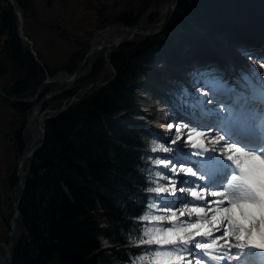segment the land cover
<instances>
[{
	"label": "trees",
	"instance_id": "obj_1",
	"mask_svg": "<svg viewBox=\"0 0 264 264\" xmlns=\"http://www.w3.org/2000/svg\"><path fill=\"white\" fill-rule=\"evenodd\" d=\"M178 6L161 34L126 43L112 54L119 71L110 82L93 87L48 120L45 142L31 158L20 203L21 235L13 246L15 264H137V258L149 251L137 241L147 238L141 217L150 196L152 168L143 150L150 132L132 118L139 112L137 97L145 76L154 72L165 51L178 46L180 38L204 39L194 21L208 32L227 22L246 29L264 26V0H179ZM125 14V22L136 23L130 10ZM18 20L16 6L0 0V63L6 60L21 66L25 74L12 87H1L12 95L30 96L32 88L47 76L23 47ZM24 58L31 64L24 65ZM138 62L142 68L136 66ZM91 80L97 77H81L70 93L44 106L60 107ZM7 101L23 110L22 133L14 135L17 148L23 150L31 104ZM17 180L14 171L12 183ZM10 216L3 212L6 224ZM103 236L116 245L112 254L104 250Z\"/></svg>",
	"mask_w": 264,
	"mask_h": 264
},
{
	"label": "rangeland",
	"instance_id": "obj_2",
	"mask_svg": "<svg viewBox=\"0 0 264 264\" xmlns=\"http://www.w3.org/2000/svg\"><path fill=\"white\" fill-rule=\"evenodd\" d=\"M165 2L166 0H23V2L20 4L19 1H16V6L18 8L17 10L19 11V13L17 12L19 19L18 32L22 38L21 40L23 42V47L26 49V51L30 52L32 56H34V59L37 61L38 65H40L44 76L69 78L73 74L71 72L77 66H79L82 59L89 56L88 60L85 62L81 70L80 78L88 75L89 79L97 77L96 81L102 82L104 80L115 77L119 71L118 66L116 67L111 60V57L113 56V50L117 48L112 46V40L117 35L124 37L126 36L120 29H118L121 25L125 24V22H123V17L126 15L125 12L130 10L136 22L134 24L128 23L127 25L146 26L161 19ZM173 3L175 5L170 19H172L175 12L179 10V0H173ZM195 24L197 23H195L194 21V25ZM194 28L197 29V31L202 30V27H200V25L198 24L195 25ZM151 35L155 34H151L148 32L139 33L131 39L129 38V41L125 43L138 42ZM259 37L260 36H256L255 38H258L257 41L260 42L261 45H263L264 43L262 41H259ZM250 40L254 41L253 39ZM215 44V49H213L216 52V58L223 59L227 62H231L234 59L236 63L231 62L232 65L238 66L240 67V69H243L246 72L252 71L255 74V77H257L264 85V67H253L254 64L252 63L251 56H248L247 53L242 50V45L244 43L240 42L239 44L238 41L230 42V40H226V38H224L222 41ZM211 46L213 47V45ZM157 66H161V62H159ZM175 67L176 65L174 66L173 70L175 69ZM162 68L170 72L172 70V68H170L168 65ZM179 68L180 67L178 66L177 70H179ZM40 74H38L37 77ZM24 77L25 74L21 66L7 63L6 60L1 61L0 85L2 84L4 87L10 88L14 83L18 82L21 78ZM92 82L95 81L91 80V82L89 83ZM47 86L51 88L54 86L57 87V85L53 84ZM183 86L187 87L185 84H183ZM65 87L66 84H62L58 86V89H64ZM70 92L71 89L66 91L65 93ZM153 92L155 91L152 90L151 93L144 92V90L142 89L138 94L137 99L140 113H143L144 117H148V115L150 114L154 115L153 123L148 119L147 125H151L156 130L155 123L159 124L162 122V119L158 120V117H161L158 112L160 111L159 107L163 105L164 97L166 98L167 96L161 95L162 98L159 99L158 97H160V94ZM34 96H36V93H32L29 98H32ZM169 96H171V94ZM197 97H200V99L202 100L205 99L210 103L211 98H209V96L205 97L204 95H198ZM65 101H62V103H65ZM44 102L46 101L43 100L41 104L39 102L37 108L41 113L47 114L48 116L50 111L41 108ZM207 102L203 101L202 106H207ZM49 110L53 109L50 108ZM54 110L56 109L54 108ZM30 114L26 120V133L28 139L26 147L31 145V143H33L36 139V129L34 128L35 124L31 123L32 117ZM22 116L23 110L21 108L13 106L10 102L2 98L0 95V249L1 246L3 249V246L7 243V240L10 236L11 224L14 220V214L16 211V194L18 193L20 188L19 180H17L16 184L12 183V176L13 172L15 171L14 151L17 148L15 137L18 131L22 133V129H19L22 124ZM196 129L204 131V133L206 131H209L202 128ZM214 134L218 135L217 133ZM202 139L206 140V142L210 146L207 150L208 154H216L218 152L216 151V148L213 146V144H211V139L208 140L204 137H202ZM147 141L149 143L148 150L150 152V159L148 158V161H151L152 164L156 167L157 164L155 163V160L157 158V154L153 153V149L156 148L160 153L162 151L159 149L160 143H163L166 147H172V145L162 142L159 138L152 139L151 137L147 138ZM184 150L185 156L187 157H190L188 156L189 154H193L196 156L198 153L200 154V151H204L203 149L192 147L190 143L186 145ZM217 155L220 156L219 154ZM32 156H30L25 162V171L28 173ZM159 158L166 159L169 157L168 155L159 154ZM216 161L217 162L215 163L219 162L218 160ZM158 169L160 168L156 167V175H165V177H167L168 174H164L165 172L161 173L158 171ZM162 183L163 181L161 179L154 177V185L152 190H154L156 187L163 186ZM7 198H9L8 202H10V205H8ZM12 206L13 209H11ZM159 207L160 206L158 205V201L152 202V209L149 210L146 215H159L160 212L157 211ZM4 211L11 214L10 221L7 224L3 219ZM177 213L181 214V212ZM195 219L196 218L193 217L190 220H186V222ZM102 221L103 226H107V222L105 220ZM184 224L177 222L169 226L164 224L162 225V227L166 229L167 227H178ZM160 225L161 223L159 221L155 223L148 221L145 228H161ZM217 234L222 233H214V235ZM20 235L21 229L19 228L18 234L15 236V239L17 240ZM206 238L209 237H202L203 240L207 241L208 239ZM103 242L104 250L107 254H112V252H114V248H117L116 245L111 243L106 237H103ZM147 249L149 251H145V253L149 255H154L155 251L158 249L176 250L172 246H162L161 248L155 246L152 249ZM195 249L198 248L195 247ZM204 251L207 253L206 250ZM232 251L235 254L236 250L232 249ZM257 251L260 256L264 257V249L258 248ZM12 252L13 246L11 247V253ZM221 253L222 252H217L216 254ZM197 257L198 256L196 255L195 258ZM241 257L246 259L247 264H250V255L245 249L240 250V255L236 260ZM144 261L139 262V264H141L142 262V264H144ZM0 264H8L3 254V250L0 251ZM111 264L124 263L117 262Z\"/></svg>",
	"mask_w": 264,
	"mask_h": 264
},
{
	"label": "snow or ice",
	"instance_id": "obj_3",
	"mask_svg": "<svg viewBox=\"0 0 264 264\" xmlns=\"http://www.w3.org/2000/svg\"><path fill=\"white\" fill-rule=\"evenodd\" d=\"M183 122L172 121L168 128L164 129V137L172 147L159 144V149L167 153L169 158L160 159L156 148L153 153L157 154L155 163L163 166L168 172L169 183L156 187L154 191L161 196L176 197L178 192L183 193L185 189L178 185L188 182V176H194L202 182V185L190 188L192 197L198 198L202 203H194L189 207L183 206L181 214L191 216L200 215L201 219L186 222L182 226L156 228H145L147 240L137 241L138 245H160L172 246L176 250L155 251L154 255L145 253L137 258V264L144 260L152 261V264H205L204 260H193V253L187 247L193 245L201 250H206L207 255L216 261L226 264L227 261L235 262L240 255V250L249 246L264 249V154L249 151L240 144L226 142L216 151L224 152L228 149L227 158L238 166L239 171L231 175V181L227 187L218 186L208 175H201L200 171L191 163L183 162L186 145L190 142L192 147L203 149V156L209 149V144L202 139L204 131L192 129L185 139ZM213 144L225 141L226 137L221 131L219 135L212 134ZM215 157L212 153H209ZM195 183L196 181H192ZM159 183V182H157ZM214 189L209 191V189ZM211 197L212 199H210ZM218 198V199H217ZM208 206H204V205ZM177 211L173 210L171 215H144L142 221H177ZM214 233H222L214 235ZM209 237L207 241L198 239ZM181 245L183 247H181ZM235 249V254L232 251ZM222 252V254H216Z\"/></svg>",
	"mask_w": 264,
	"mask_h": 264
},
{
	"label": "bare ground",
	"instance_id": "obj_4",
	"mask_svg": "<svg viewBox=\"0 0 264 264\" xmlns=\"http://www.w3.org/2000/svg\"><path fill=\"white\" fill-rule=\"evenodd\" d=\"M175 1V0H174ZM176 3V2H175ZM174 3H173V9H174ZM171 8V6L169 5L168 6V2H165V5L163 6V11L162 13H164V11H167ZM104 10V9H103ZM172 8H171V11L170 13H172ZM171 17V16H170ZM169 17V19H170ZM169 19L166 20V23L164 22H160L161 19L157 22H154V23H151L149 24L148 28L147 29H144V28H141V27H138V26H130V25H127L128 23L124 21L123 19V22H125V24L121 25L118 29H120L124 35H126L125 37L124 36H116L113 40H112V43L114 47H117L113 50V53L118 50L120 47H122L124 44H126L125 42L129 41L128 39L136 36L137 34L139 33H145V32H148V33H151V34H155V35H159L161 34L168 26L169 24ZM158 22L159 25L157 24ZM233 22H227V23H223L222 25H220L219 27H214L213 29H215V31H212V36L213 37H220V38H226V40H230V42H237V41H245L246 40V34H247V29L246 28H242L240 26H237V25H232ZM217 29V30H216ZM201 34L205 37V39H202L200 40V42H195V43H192L193 46H191V43H190V40L191 38H180V42L178 44V48L180 49L179 51H173L174 53H176L177 55L179 53H185V54H188L189 56H191L192 54H196L198 56H200L202 59H213L216 57V52L214 51V49H212L210 47V41L212 40L211 37L209 36V33L208 31L206 30H202L201 31ZM131 43V42H130ZM161 62V66H159V68L155 67L154 68V72L152 73H148V76H145L146 78H148V80H152L153 83L155 84L156 86V89L158 90V93L160 94V99L162 98L161 95L163 96H167L166 98L164 97V100H163V105H161L159 107V114L161 116L163 115H171V108L174 106V104L176 103V101L174 99H172L169 95L174 92L175 90H177L180 86V84H184L188 81V77L194 73L195 69L193 67H191L190 65H187V64H182V67L181 69H183V74L180 75L178 74V76L176 77L174 75V72H175V69L173 70L174 66H172L170 64L169 61L165 60L164 58H160L158 61H157V64ZM30 59H27V58H24V65H30ZM142 62H138L136 63V66L138 68H142ZM166 65H168L170 68H172L171 72L166 70V69H163L162 67H165ZM144 69V68H143ZM116 72V70H115ZM170 76V77H169ZM53 76H48V78H51ZM54 80H60L61 78H57V77H53ZM108 80V79H107ZM178 80V82H177ZM45 81H46V78L41 80L39 82V84L37 85V87H34L32 88V93H38L45 101H48L52 98H55L57 97L58 95L60 94H63L65 92H61L60 90L62 89H58V86L62 85V82H58V81H55L57 83V87L54 86V87H49V86H45ZM175 82V83H174ZM177 82V83H176ZM172 83H174V86L172 87ZM88 85V84H86ZM95 86H98L97 84ZM198 90V88H196ZM201 95L204 94L205 90L201 88ZM53 109V110H49V109ZM55 107H52V106H48L47 109L48 111H50L49 114H53L55 113L56 110H54ZM56 109V108H55ZM37 116H38V120L36 125H37V131H35V135L38 134L40 135V132L42 131L43 129V125L45 124L46 128H47V122L49 119H51L50 116L46 118L47 114H42L40 113L38 110H36L34 112ZM46 113V112H45ZM42 114V115H40ZM172 121H175L177 123H180V122H183V124L185 125L183 131L185 132V135L188 133V132H191L192 129H196V126L191 123L187 117H184L182 116L181 112H177V114L174 113V116L172 118V120L170 121H166V122H161L159 124L155 123V126H156V129L159 128L158 130L160 131L161 134H164V129L168 128V125L170 122ZM153 123V121H152ZM212 124H216L215 122L212 123ZM204 129V128H202ZM206 130H209V131H206L204 133V138H207L208 140L211 139V135L214 134L215 132L211 131V129H208L206 128ZM37 135V136H38ZM211 144H213V141L210 140ZM18 143V141H17ZM225 144V142L223 141H219L215 144H213V146L218 149L219 147L223 146ZM37 151V149H36ZM228 149H225L224 152H219L218 153L222 156H227V153H228ZM32 150L26 152L25 151V148L23 150H20L18 148H16V150L14 151V154H15V165H14V170L16 171L17 175H18V171L17 170H22L23 173H27L25 171V165H26V160L32 155ZM23 155V158L21 159ZM22 180L24 181V176L22 178ZM163 181V180H162ZM24 183V182H23ZM22 183V184H23ZM165 183H169V181H163V185ZM21 184V185H22ZM153 189V186H151L149 189H148V194H150V192L152 191ZM185 191H190V189L188 187H184ZM184 191V192H185ZM190 200H192V204L194 203H202L201 201L198 200V198L196 197H192ZM178 208H180V211L182 212V209H183V206H182V203L180 205H177V207H174L172 209L168 208V207H163L161 209V211H158L160 212L159 215H162V216H168V215H171V213L169 212V210H171V212L173 210H177ZM168 210V211H167ZM201 218L200 215H196V216H191V215H187V214H182L180 216L179 219H177V221L173 222V221H170L168 222V220H165V221H162L164 222V224H173V223H186V220H190L191 218ZM162 222L161 223V228L162 225H164ZM12 233V229H11V232H10V235ZM18 234V230H17V233L13 236V241L12 243H9L8 244V252L10 253L11 251V247L14 246V244L16 243V239H15V236ZM10 237V236H9ZM198 239H202V237L198 238ZM206 239H209V238H206ZM9 240V238H8ZM7 240V242H8ZM7 244V243H6ZM5 244V245H6ZM4 245V246H5ZM3 246V248H4ZM4 256H5V259L7 261L8 264H10L7 256H6V253H4Z\"/></svg>",
	"mask_w": 264,
	"mask_h": 264
},
{
	"label": "water",
	"instance_id": "obj_5",
	"mask_svg": "<svg viewBox=\"0 0 264 264\" xmlns=\"http://www.w3.org/2000/svg\"><path fill=\"white\" fill-rule=\"evenodd\" d=\"M166 2H168V6L170 5L172 10H174L173 9V0H166ZM171 8L169 10H167V11H164V13L162 14L160 22L166 23V20L169 19V17L171 16V13H170ZM160 22H158L157 24L159 25ZM148 26L149 25H146V26L138 25V27H141V28H144V29H147ZM88 57L89 56H87V57L82 59V61L80 62L76 72L74 73V75L71 78L65 79V80H62V79L54 80V81H58V82H62V83H68L69 86L67 87V89L70 88L75 83V81L78 78V76L80 75L81 70H82L85 62L88 60ZM0 93L3 94L6 98L11 99L13 101H25L26 100L24 98H13V97L7 95L1 88H0ZM37 96H38V94L32 99V101H35L37 99ZM34 119L35 120L37 119V117L35 115H34ZM45 136H46V126L44 124L43 125V130L40 132V136L38 137L37 141L33 145H31L29 148H27L25 151L26 152H28L30 150L35 151L36 149H38L42 145V143L44 142ZM22 158H23V155H22L21 159ZM17 171H18V175L20 177H22V176L27 177V173H23V171L20 170V169L17 170ZM26 183H27V181H25L23 183V185L20 187L19 193L16 195V214H15L16 220H15L13 226H12V233H11V235L9 237V240H8L7 244L4 246V249H3V252L6 253V256H7L8 260H9L10 264H14V262H13V259L11 257V252L9 253L7 251L8 250V244L12 243L13 236L17 233L18 226H19V221L22 218V213H21V210H20V203H21V198L23 196V193L25 191Z\"/></svg>",
	"mask_w": 264,
	"mask_h": 264
}]
</instances>
